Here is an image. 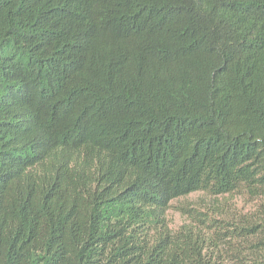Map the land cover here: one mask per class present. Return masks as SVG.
<instances>
[{"label": "trees", "instance_id": "1", "mask_svg": "<svg viewBox=\"0 0 264 264\" xmlns=\"http://www.w3.org/2000/svg\"><path fill=\"white\" fill-rule=\"evenodd\" d=\"M0 264H264V0H0Z\"/></svg>", "mask_w": 264, "mask_h": 264}, {"label": "rangeland", "instance_id": "2", "mask_svg": "<svg viewBox=\"0 0 264 264\" xmlns=\"http://www.w3.org/2000/svg\"><path fill=\"white\" fill-rule=\"evenodd\" d=\"M258 201L243 196H225L212 198L203 193H195L171 203L167 212L169 226L175 230L183 223L188 222L187 216L178 211L180 206H189L192 209L207 213L214 218H226L233 214H246L255 210Z\"/></svg>", "mask_w": 264, "mask_h": 264}]
</instances>
